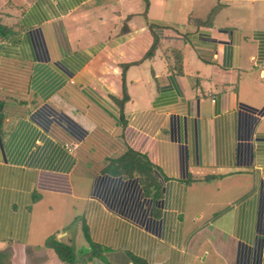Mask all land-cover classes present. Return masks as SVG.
Returning <instances> with one entry per match:
<instances>
[{
  "label": "crops",
  "instance_id": "crops-1",
  "mask_svg": "<svg viewBox=\"0 0 264 264\" xmlns=\"http://www.w3.org/2000/svg\"><path fill=\"white\" fill-rule=\"evenodd\" d=\"M0 26V264H264V0H0Z\"/></svg>",
  "mask_w": 264,
  "mask_h": 264
},
{
  "label": "trees",
  "instance_id": "trees-1",
  "mask_svg": "<svg viewBox=\"0 0 264 264\" xmlns=\"http://www.w3.org/2000/svg\"><path fill=\"white\" fill-rule=\"evenodd\" d=\"M145 4L146 1H145ZM9 34V30L1 27L0 26V37H4V35H8ZM151 50V49H150ZM149 53V51L147 52ZM147 55V54H146ZM125 100V99H124ZM122 100V103L123 101ZM264 111V109L262 110V112ZM133 156V158L131 157ZM115 162L117 164H126V169H127V175H137L142 187L144 188L145 194H151L155 191V183H154V179H153V171H152V166L150 163H148V161L140 155H137L136 153L127 150L121 157H119L118 159H116ZM47 243L51 244L53 243L51 239L47 240ZM56 253H58V257L62 258V251L61 249H55Z\"/></svg>",
  "mask_w": 264,
  "mask_h": 264
},
{
  "label": "built area",
  "instance_id": "built-area-1",
  "mask_svg": "<svg viewBox=\"0 0 264 264\" xmlns=\"http://www.w3.org/2000/svg\"><path fill=\"white\" fill-rule=\"evenodd\" d=\"M260 114H261V112H260V113L255 112V113H254V116H255V117H259ZM69 148H74V147L71 145Z\"/></svg>",
  "mask_w": 264,
  "mask_h": 264
}]
</instances>
